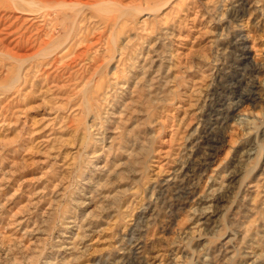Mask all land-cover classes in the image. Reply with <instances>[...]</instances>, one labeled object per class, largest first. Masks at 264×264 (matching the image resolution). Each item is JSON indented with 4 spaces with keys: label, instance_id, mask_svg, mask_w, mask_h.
Listing matches in <instances>:
<instances>
[{
    "label": "rangeland",
    "instance_id": "1",
    "mask_svg": "<svg viewBox=\"0 0 264 264\" xmlns=\"http://www.w3.org/2000/svg\"><path fill=\"white\" fill-rule=\"evenodd\" d=\"M246 251L264 264V0H0V264Z\"/></svg>",
    "mask_w": 264,
    "mask_h": 264
},
{
    "label": "bare ground",
    "instance_id": "2",
    "mask_svg": "<svg viewBox=\"0 0 264 264\" xmlns=\"http://www.w3.org/2000/svg\"><path fill=\"white\" fill-rule=\"evenodd\" d=\"M66 1V0H65ZM241 3H244V0H241ZM240 7V11L244 12V8L241 7V5L239 6ZM238 10V9H237ZM33 20V19H32ZM7 33V32H6ZM244 50V47H242V51L240 52V61H245L248 60V54L246 51H243ZM244 69V68H243ZM252 75V72L250 71H245V74L239 76V78L233 80V82L230 84V86L233 88V91L230 92V94L227 96V98L225 99H222L221 101V105L219 106V108L217 109V114H215L217 117H216V120H219V121H223V124L230 119V116L229 114L232 113L235 109H237L244 101V99L248 96L246 95L247 93H250L252 91L251 87H253V83H252V79L250 80V77ZM253 78V77H252ZM242 85H245V88L246 90L245 91H241L240 93H236L238 90L235 89L236 87H239V86H242ZM254 88V87H253ZM214 118V117H213ZM216 122V121H215ZM212 122H210L211 124ZM214 124V123H213ZM212 124V125H213ZM217 123L214 124L215 127H220L218 125H216ZM222 124V125H223ZM211 125V126H212ZM224 127V126H222ZM213 128V126H212ZM214 129V128H213ZM209 130V129H207ZM212 130V129H211ZM221 130V129H220ZM213 136V135H212ZM215 138V137H214ZM213 138V139H214ZM209 140V139H208ZM211 140V138H210ZM214 141V140H213ZM218 141V140H217ZM215 142V141H214ZM208 143V142H207ZM209 144V143H208ZM206 144V145H208ZM205 147V146H204ZM208 147V146H207ZM213 147V146H212ZM207 150V149H206ZM207 156V155H206ZM196 157V156H195ZM208 160V157L205 158V160L201 163L199 162V164H196V169L197 171H201L203 170V163L206 162ZM197 162V161H196ZM205 170V169H204ZM166 198H164L165 200ZM163 203V202H162ZM246 258L247 259H252L253 261L250 263V264H261L259 259L257 258V255H256V252L255 251H246ZM136 255V254H135ZM134 255V257L136 258V256ZM133 264V262H131ZM130 263V264H131Z\"/></svg>",
    "mask_w": 264,
    "mask_h": 264
}]
</instances>
